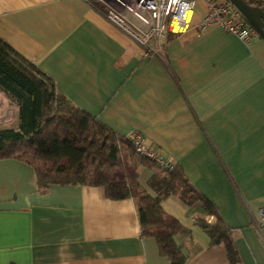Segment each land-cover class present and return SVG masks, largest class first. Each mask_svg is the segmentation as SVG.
Segmentation results:
<instances>
[{
    "label": "crops",
    "instance_id": "1",
    "mask_svg": "<svg viewBox=\"0 0 264 264\" xmlns=\"http://www.w3.org/2000/svg\"><path fill=\"white\" fill-rule=\"evenodd\" d=\"M208 2L198 0L188 28L165 32L159 52L131 39L92 0H0V37L75 105L122 134L142 132L181 165L230 225L239 264H264V37L201 28ZM18 126L19 107L0 89V128ZM139 172L146 185L151 170ZM162 204L193 230L185 264L229 263L225 243L210 244L196 223L214 214L176 194ZM0 264L172 263L154 236L142 234L134 196L112 199L90 184L41 191L30 163L2 157Z\"/></svg>",
    "mask_w": 264,
    "mask_h": 264
},
{
    "label": "trees",
    "instance_id": "2",
    "mask_svg": "<svg viewBox=\"0 0 264 264\" xmlns=\"http://www.w3.org/2000/svg\"><path fill=\"white\" fill-rule=\"evenodd\" d=\"M264 10V0H247ZM102 12L106 8L92 0ZM0 89L19 107V126L0 128V158L30 163L37 186L51 183L103 185L112 199L134 196L141 232L157 239L162 255L172 264H185L194 241L193 230L169 213L162 202L176 194L188 205L200 202L213 222L197 217L210 244L225 243L228 264H239L231 227L216 203L199 190L184 168L166 169L141 154L127 135L118 132L89 110L75 105L58 90L55 79L0 37ZM151 170L147 184L139 167ZM177 236H181L180 242Z\"/></svg>",
    "mask_w": 264,
    "mask_h": 264
},
{
    "label": "built area",
    "instance_id": "3",
    "mask_svg": "<svg viewBox=\"0 0 264 264\" xmlns=\"http://www.w3.org/2000/svg\"><path fill=\"white\" fill-rule=\"evenodd\" d=\"M105 8L108 21L125 32L131 39L148 51H161V37L168 31L180 32L193 20L198 0H97ZM220 25L240 38L248 40L256 28L248 22L241 11L229 0H209L208 9L199 21L201 28ZM135 150L154 160L166 169H173L175 162L149 144L140 131L127 135ZM260 224L264 225V204L258 209Z\"/></svg>",
    "mask_w": 264,
    "mask_h": 264
},
{
    "label": "water",
    "instance_id": "4",
    "mask_svg": "<svg viewBox=\"0 0 264 264\" xmlns=\"http://www.w3.org/2000/svg\"><path fill=\"white\" fill-rule=\"evenodd\" d=\"M264 37V10L247 0H230Z\"/></svg>",
    "mask_w": 264,
    "mask_h": 264
},
{
    "label": "rangeland",
    "instance_id": "5",
    "mask_svg": "<svg viewBox=\"0 0 264 264\" xmlns=\"http://www.w3.org/2000/svg\"><path fill=\"white\" fill-rule=\"evenodd\" d=\"M8 113H9V115H12V112L10 111H8ZM7 114V113H6ZM6 117H7V115H6ZM9 119H10V117H9ZM8 121H10V120H8ZM14 123H12V124H10V123H8L6 126H10V125H13ZM143 177V176H142ZM144 178V177H143ZM142 179V178H141Z\"/></svg>",
    "mask_w": 264,
    "mask_h": 264
}]
</instances>
